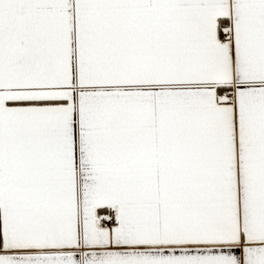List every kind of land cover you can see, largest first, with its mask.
<instances>
[{"label":"snow or ice","instance_id":"1","mask_svg":"<svg viewBox=\"0 0 264 264\" xmlns=\"http://www.w3.org/2000/svg\"><path fill=\"white\" fill-rule=\"evenodd\" d=\"M0 264H264V0H0Z\"/></svg>","mask_w":264,"mask_h":264}]
</instances>
